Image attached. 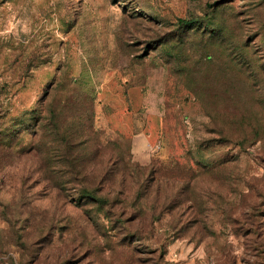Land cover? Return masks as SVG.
Returning a JSON list of instances; mask_svg holds the SVG:
<instances>
[{
  "label": "rangeland",
  "instance_id": "rangeland-1",
  "mask_svg": "<svg viewBox=\"0 0 264 264\" xmlns=\"http://www.w3.org/2000/svg\"><path fill=\"white\" fill-rule=\"evenodd\" d=\"M55 116L198 191L133 237L68 205L39 169ZM0 264H264V0H0Z\"/></svg>",
  "mask_w": 264,
  "mask_h": 264
},
{
  "label": "trees",
  "instance_id": "trees-1",
  "mask_svg": "<svg viewBox=\"0 0 264 264\" xmlns=\"http://www.w3.org/2000/svg\"><path fill=\"white\" fill-rule=\"evenodd\" d=\"M205 26L206 29L214 27V23L202 20H180L179 30L185 28ZM202 26V27H203ZM198 29V28H197ZM235 57L245 60L247 65L251 63L248 52L236 51ZM212 63L214 57L209 56ZM51 129L53 141L39 148V153L44 156L40 164V171L46 176L50 185L57 192L64 191L71 195L65 196L68 205L76 204L78 208L95 207L103 215L102 220L108 223L114 222L118 225L132 226L135 223L148 221L152 224L160 221L166 213L176 212L182 203L190 202L197 189H193L191 179L187 174L180 173L182 167L176 164L175 175H166L158 168L151 171L139 168L138 164L127 162L121 156L112 153L105 156L101 147L92 146L90 135L82 128L64 126V121L54 117ZM83 120L81 119V125ZM230 125L235 129L234 120ZM39 163V162H38ZM129 182L139 186L135 199H124L128 196L125 187ZM109 185L118 188V195L111 198L108 194ZM200 191V190H199ZM203 190L201 193L205 194ZM110 193V191H109ZM154 193V201L151 204L149 198ZM199 196H197L198 198ZM71 199L72 203L69 202ZM182 199L184 200L182 202ZM133 203L134 212L127 215V211L116 212L119 205ZM204 201L199 198L195 205L189 208L200 211ZM128 227L131 237L137 235Z\"/></svg>",
  "mask_w": 264,
  "mask_h": 264
}]
</instances>
